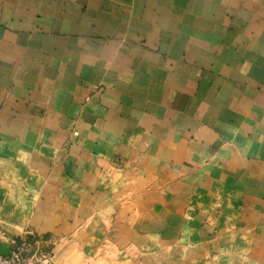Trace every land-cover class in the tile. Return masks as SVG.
I'll use <instances>...</instances> for the list:
<instances>
[{
    "label": "crops",
    "instance_id": "1",
    "mask_svg": "<svg viewBox=\"0 0 264 264\" xmlns=\"http://www.w3.org/2000/svg\"><path fill=\"white\" fill-rule=\"evenodd\" d=\"M264 264V0H0V254Z\"/></svg>",
    "mask_w": 264,
    "mask_h": 264
},
{
    "label": "built area",
    "instance_id": "2",
    "mask_svg": "<svg viewBox=\"0 0 264 264\" xmlns=\"http://www.w3.org/2000/svg\"><path fill=\"white\" fill-rule=\"evenodd\" d=\"M52 254L39 248L36 241L24 236L14 243L8 255L0 254V264H51Z\"/></svg>",
    "mask_w": 264,
    "mask_h": 264
}]
</instances>
